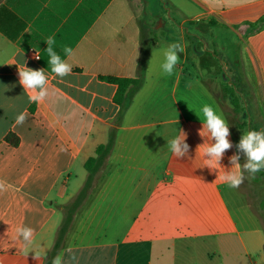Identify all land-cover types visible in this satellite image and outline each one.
Instances as JSON below:
<instances>
[{
    "label": "crops",
    "instance_id": "1",
    "mask_svg": "<svg viewBox=\"0 0 264 264\" xmlns=\"http://www.w3.org/2000/svg\"><path fill=\"white\" fill-rule=\"evenodd\" d=\"M152 1L0 0V182L5 185L0 264H52L58 254L65 264H264L263 227L244 200L250 194L259 212V173L236 189L219 179L231 170L229 157L237 153L235 139L242 134L233 130L216 92L198 72V60L210 75L214 60L226 64L259 118L264 0ZM138 6L152 19L142 21ZM187 23H202L203 29L197 24L185 28ZM154 24L161 33L156 32L159 41L151 48L144 85L118 127L114 150L90 198L58 253L49 257L62 205L83 187L85 163L107 143L120 111L114 101L118 86L101 77H137L141 31ZM217 27L234 31L237 42L220 40ZM200 34L211 48L206 59L194 40ZM48 36L55 37V51L72 65L70 75L52 73L45 52ZM173 43L185 50L168 76L161 64ZM65 46L73 49L71 57ZM36 52L40 59L34 58ZM24 62L44 69L48 77L49 95L41 103L30 102L19 83ZM205 104L229 124L233 144L215 170L205 166L203 155L210 140L199 134ZM25 111L26 121L16 125ZM180 130L187 134L189 151L177 158L168 141ZM251 130H264V124ZM10 132L20 138L18 147L5 142ZM18 226L34 229L31 248H23ZM73 254L76 261L70 259Z\"/></svg>",
    "mask_w": 264,
    "mask_h": 264
},
{
    "label": "clouds",
    "instance_id": "2",
    "mask_svg": "<svg viewBox=\"0 0 264 264\" xmlns=\"http://www.w3.org/2000/svg\"><path fill=\"white\" fill-rule=\"evenodd\" d=\"M47 44L45 52L49 59L48 64L51 66V71L57 77L63 78L70 75L72 72V65L67 63L55 51L54 45L56 43L54 36H48L44 40ZM184 46L180 43H173L164 51V61L161 64L162 72L165 75H172L177 64L180 61V53L184 52ZM64 53L71 57L73 49L65 46ZM35 59H40V55L36 52ZM24 66L18 68L19 83L24 90L29 92V101L33 103H41L49 95L48 77L44 69H32ZM204 117L203 128L199 132L202 137H207L210 140L206 146L203 147V155L207 157L206 165L208 168L215 170L220 166V162L227 150L233 147V144L228 139L230 135L229 124L226 120L214 110L211 105L205 104L201 109ZM196 114V113H195ZM197 115V114H196ZM27 119V112H22L17 115L16 125H23ZM187 134L180 130V134L168 141L171 153L177 157H185L189 151V145L185 142ZM214 141V142H211ZM237 153L229 157V162L232 165L231 170H226L219 179L226 183L229 188L236 189L244 182V173L247 172L250 177L261 171H264V130L256 131L250 130L243 134L236 145ZM245 156V162L241 165L239 153ZM5 190V185L0 182V191ZM18 238H22L23 248L29 249L33 245L34 229L26 226H18L16 228ZM71 253V249H69ZM36 259H40L35 255ZM71 261H76L77 258L73 254L70 257ZM52 264H65L62 254H58L53 258Z\"/></svg>",
    "mask_w": 264,
    "mask_h": 264
},
{
    "label": "trees",
    "instance_id": "3",
    "mask_svg": "<svg viewBox=\"0 0 264 264\" xmlns=\"http://www.w3.org/2000/svg\"><path fill=\"white\" fill-rule=\"evenodd\" d=\"M153 44L149 40L147 33L141 31L140 58L137 66V77H101L102 80L118 86L114 101L120 106V111L114 120L113 127H111L109 131L107 143L99 145L96 149L95 156L90 157L85 163V169L88 175L83 187L72 200H70L67 204L62 205L63 220L57 233L56 242L49 254V257H52L54 254L58 253L73 225L75 216L90 198L91 193L97 184V178L99 174L108 164L109 158L115 147L118 127L122 124L126 112L130 108L134 97L144 85L147 64ZM226 90L233 98L232 105L235 106L236 110H239L241 106L237 93L230 88H227ZM33 110L34 106L31 107V111ZM5 142L12 147H18L20 144V138L16 133L10 132L5 137ZM48 264H50V262Z\"/></svg>",
    "mask_w": 264,
    "mask_h": 264
},
{
    "label": "rangeland",
    "instance_id": "4",
    "mask_svg": "<svg viewBox=\"0 0 264 264\" xmlns=\"http://www.w3.org/2000/svg\"><path fill=\"white\" fill-rule=\"evenodd\" d=\"M141 0H137L138 3H140ZM149 2H153L152 0H147ZM137 11H138V15L140 17V19L142 21H146V19L151 20L152 18L149 16V18L146 16L144 8L141 6L137 7ZM173 16H178L177 18L179 19L180 15H177L176 13H174ZM193 24H197V23H187L186 25H184L185 28L191 29V25ZM199 29H203V25L202 23L197 24ZM156 32L161 33L160 29H156V25L154 24L151 28V30L146 31L147 36L149 38V40L153 43L158 42L159 38L158 34H156ZM178 32V29H177ZM214 33L217 36H221L220 40L223 39V36H225V38H227V40L230 41H236L238 40V37L236 35V33L230 29L224 28V27H217L214 29ZM196 41V45L198 47V50L203 52L204 54V59L212 56V54L207 53L208 51H211V48L208 44V41L206 40V38L203 37L202 34H200V38H196L194 39ZM176 41V40H174ZM193 61L195 60V56L192 59ZM200 65L198 66V72L202 77H205V79L208 81V83L212 86L213 90L216 92L217 96L219 97L223 107L225 108L227 115L229 117V121L231 123V126L233 128V130L236 133H240V134H245L246 132L250 131L252 128L257 129L260 125L264 124V101H261L262 103H259L260 109L258 110L260 112V116L259 118H254V106L255 105L253 102H251L249 96L250 95H241L239 92H241L240 86L239 84L234 80V78L232 77V73L228 68V66L226 64L223 63H218L217 61H213L212 65L214 66L213 69V75H210V71L204 67H202V62L203 60H198ZM191 63V62H190ZM189 68H191L189 65H187ZM210 75V76H209ZM209 76V77H208ZM245 77V75H243ZM259 76V80L260 81H264L261 79V75L260 72L258 73ZM211 77V78H210ZM215 77V78H214ZM262 83H260L261 85ZM227 88L233 89L236 93L237 96L239 97V102H240V106L241 108L239 110L235 109V106L232 105V96L229 95V93L227 92ZM262 98L264 100V93L262 92ZM263 112V113H262ZM240 139H235L236 143H239ZM241 158L243 160V163L245 162V156L244 154L241 152ZM83 173L85 170H82ZM245 182L246 180H248V178L250 177L249 174L247 172H245ZM249 176V177H248ZM259 179H260V202L261 207L259 209H257V211H259L258 213L255 210V207H257V205L254 204V200L252 201L251 196L249 194V200L244 197L245 202H249V205H251V209L249 210V212H251V214L253 215L255 222L258 223L259 225H261L263 227V231H264V171L259 172ZM232 217L239 223V225L241 226V222L238 219V216L234 213H232ZM245 217L248 218V215H245ZM249 227V226H246ZM245 230H248L245 228Z\"/></svg>",
    "mask_w": 264,
    "mask_h": 264
}]
</instances>
